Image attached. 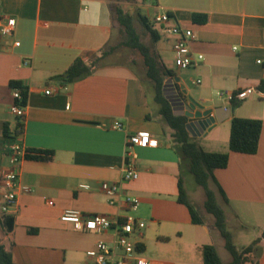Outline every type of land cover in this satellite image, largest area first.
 Wrapping results in <instances>:
<instances>
[{
	"label": "crops",
	"instance_id": "crops-1",
	"mask_svg": "<svg viewBox=\"0 0 264 264\" xmlns=\"http://www.w3.org/2000/svg\"><path fill=\"white\" fill-rule=\"evenodd\" d=\"M141 1L138 13L148 18L150 12L149 21L165 11L173 16L171 24L192 30L191 50L194 56H204L197 67L178 69L174 38L160 33L155 49L173 72L169 78L176 88L204 110L229 108L219 111L222 121L210 132L190 135L208 152H228L232 118L263 123L258 152H229L228 166L214 170L215 182L210 183L218 203L224 204L227 228L248 233L247 244L240 248L247 247L264 229V92L257 90L264 80V0ZM195 13L206 15L207 22H194ZM0 17L4 24L15 21L11 34L0 35V170L8 166L6 151L14 140L5 135V128L12 132L18 121L24 126L26 150L54 153L50 161L22 162L16 204L7 214L0 213V244L11 252L14 264H95L89 253L99 241L114 245L115 232L75 230L61 217L66 210H78L122 223L130 213L125 195L140 199L134 215L146 223L138 240L150 264H206L207 245L215 246L222 263L228 264L231 255L218 229L194 224L188 208L178 201L183 165L143 81L130 71L118 74L109 69L67 86L60 79L76 59L91 58L113 39L109 2L0 0ZM25 59L30 66H23ZM11 82L27 89L21 120L10 113ZM223 91L250 92L233 108L217 97ZM115 125L122 128L114 129ZM143 131L158 145L133 149L139 179L123 182L128 137ZM103 183L122 186L116 205L102 192ZM3 191L0 184V205ZM233 238L236 241L234 234ZM257 261L264 264V238Z\"/></svg>",
	"mask_w": 264,
	"mask_h": 264
},
{
	"label": "trees",
	"instance_id": "trees-1",
	"mask_svg": "<svg viewBox=\"0 0 264 264\" xmlns=\"http://www.w3.org/2000/svg\"><path fill=\"white\" fill-rule=\"evenodd\" d=\"M113 16L119 23L123 39L117 45H112V39L111 42L91 58L76 59L69 69L60 76L63 85L74 84L108 66H116V64L110 62L109 58L119 49L138 52L142 57L147 78V82H143L145 88L147 89V83L150 84L155 101L159 106L160 116L166 124L173 144L180 155L181 164H185L188 167L196 184L204 190L206 196L204 208L208 214L215 218V226L225 242L226 250L231 255V261L228 264H258L259 244L264 238V229L261 236L251 245L238 249L234 244L233 234L227 228L225 211L218 203L215 192L210 188V183L215 182L214 170L224 169L228 166L229 152L249 155H254L258 152L263 129L262 121L258 119L232 118L228 152L205 151L187 130L188 118L175 116L171 103L164 96L165 80L174 74L167 69L154 48V45L160 40L159 29L146 16L138 13L136 19L130 13L125 12L119 5L114 7ZM135 20L140 22L144 28L145 35L149 37L152 45L144 41L136 28ZM207 20L206 15L197 13L193 15V21L196 23L204 24ZM126 68L131 69L129 66ZM133 74L139 77L135 72ZM11 87L23 89L27 99V89L21 83L11 82ZM257 90L264 92V80L260 82ZM240 103V101L234 100L231 105L233 108H237ZM23 133L24 126L20 121L16 123L10 133L8 127L6 126L5 128L7 137L17 138L22 136ZM53 156L54 153L52 151L29 149L27 150L26 159L50 161ZM218 190L224 201L227 202L221 187L218 186ZM178 201L188 208L194 224L203 225L205 223L199 206L189 199L182 177L179 179ZM8 221H12V218H9ZM203 256L206 264H223L216 247L213 245L204 247ZM0 264H14L11 252L3 244H0Z\"/></svg>",
	"mask_w": 264,
	"mask_h": 264
},
{
	"label": "built area",
	"instance_id": "built-area-1",
	"mask_svg": "<svg viewBox=\"0 0 264 264\" xmlns=\"http://www.w3.org/2000/svg\"><path fill=\"white\" fill-rule=\"evenodd\" d=\"M150 2L151 0H145ZM173 16L168 12H160L152 17L150 22L159 28L160 33L174 38L173 54L175 66L178 69L185 70L197 67L204 61L203 55L194 56L190 44L195 39L192 30L184 29L179 24H171ZM15 27V21L8 19L7 23H3L0 17V35L11 34ZM259 63H261L259 61ZM31 61L25 59L23 66H30ZM198 80L195 83L199 84ZM250 91L241 93L218 92L216 95L219 99H227L229 102L234 100L242 101L249 96ZM27 93V92H26ZM50 95L51 91H46ZM14 103L10 107L11 115L21 120L25 117L27 99L25 91L21 88H12ZM121 125H115L114 129H121ZM23 136V135H22ZM22 136L13 138V142L7 149L8 166L0 170V184L4 188L1 195L2 203L0 205V213L5 215L15 206L18 191L21 188L20 172L21 164L26 159L27 150L23 144ZM126 162L122 171V181L132 182L139 179V171L136 165L138 158L133 151L134 148L156 147L158 141L151 138L148 132H138L130 135L127 141ZM102 192L108 197L111 205H116L123 196L122 186L120 184L103 183ZM30 192V190H27ZM124 202L129 207V214L120 223L118 220L112 219L106 215H86L78 210H66L61 217L65 223L73 225L75 230H84L102 234L114 231L116 242L109 245L105 241H99L95 250L89 253L94 259L95 264H150L149 259L143 256L139 237L146 227V223L137 218L134 213L138 211L140 199L134 196H124Z\"/></svg>",
	"mask_w": 264,
	"mask_h": 264
},
{
	"label": "rangeland",
	"instance_id": "rangeland-1",
	"mask_svg": "<svg viewBox=\"0 0 264 264\" xmlns=\"http://www.w3.org/2000/svg\"><path fill=\"white\" fill-rule=\"evenodd\" d=\"M107 1L111 5L113 12H114V7L116 5H119L124 9L125 12L130 13L136 19H137L138 12H139L138 4L142 2L141 0H107ZM147 16L148 18H150V12L148 11H147ZM113 23L115 26H114V34H113L114 36H113L112 45H117L123 39V36L121 34L120 26L117 20L115 19V16L113 19ZM135 23H136L135 24L136 28L138 32L142 35L144 41L147 44L152 45L149 37L145 35L144 28L142 27L140 22L138 20H135ZM154 48H155V45H154ZM109 60L112 64H116V66H108L105 69H109L111 72L118 73V74H124L126 73V70L127 71L130 70V72L131 71L135 72L143 82L144 81L147 82L143 60L138 52L126 50V49H119L109 58ZM123 65L125 66L122 67ZM127 66L131 67V69H127L126 68ZM133 72L131 73L133 74ZM168 79L169 78H166L165 83ZM147 89L149 90V92H152L150 88V84L148 83H147ZM204 150L206 151V149ZM186 167L187 166L183 164L182 176L185 182V188H186L187 195L192 202L196 203L199 206L205 223H207L209 226H212V225L215 226V218L212 215L208 214L204 208V203L206 200L204 190L202 187L196 184L194 177L191 174H189ZM221 205L224 207V204H221ZM228 230L236 236V241H234L235 246L238 249H242L240 248L241 245H243L244 242H245L244 245L247 244L246 243L247 241L245 240L244 237L247 238L248 233L243 232V233L238 234L237 232L234 231L233 227H230V225L228 227Z\"/></svg>",
	"mask_w": 264,
	"mask_h": 264
},
{
	"label": "water",
	"instance_id": "water-1",
	"mask_svg": "<svg viewBox=\"0 0 264 264\" xmlns=\"http://www.w3.org/2000/svg\"><path fill=\"white\" fill-rule=\"evenodd\" d=\"M176 82L179 79L175 80ZM186 91L177 89L174 80L169 78L164 85V96L171 103L175 116H185L191 121L186 128L192 136L203 135L210 132L216 122H221L219 111L227 112L229 108L221 107L215 110H204V107L197 103L193 98H185Z\"/></svg>",
	"mask_w": 264,
	"mask_h": 264
}]
</instances>
